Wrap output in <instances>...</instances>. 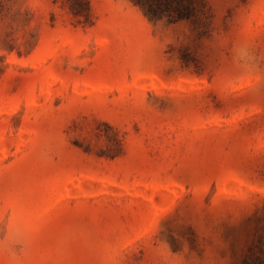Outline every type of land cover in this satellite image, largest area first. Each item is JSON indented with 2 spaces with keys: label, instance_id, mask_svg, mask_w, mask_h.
<instances>
[{
  "label": "rangeland",
  "instance_id": "1",
  "mask_svg": "<svg viewBox=\"0 0 264 264\" xmlns=\"http://www.w3.org/2000/svg\"><path fill=\"white\" fill-rule=\"evenodd\" d=\"M241 41L264 61V0H0V240L23 224L25 264H264Z\"/></svg>",
  "mask_w": 264,
  "mask_h": 264
},
{
  "label": "clouds",
  "instance_id": "2",
  "mask_svg": "<svg viewBox=\"0 0 264 264\" xmlns=\"http://www.w3.org/2000/svg\"><path fill=\"white\" fill-rule=\"evenodd\" d=\"M231 57L233 64L242 71H249L258 66V63L264 62L260 61V58L257 52L253 47L244 41L237 42L232 46ZM16 228L17 230L24 232L25 227L20 223H12L9 225V236L5 240H0V257H3L0 264H25L21 260L12 248V229ZM170 264H187V259L185 254L176 253L173 254L169 250Z\"/></svg>",
  "mask_w": 264,
  "mask_h": 264
}]
</instances>
